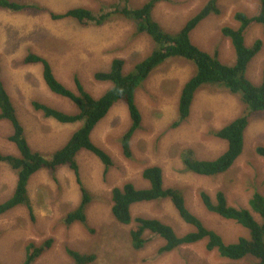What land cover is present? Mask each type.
Returning a JSON list of instances; mask_svg holds the SVG:
<instances>
[{
	"label": "rangeland",
	"instance_id": "obj_1",
	"mask_svg": "<svg viewBox=\"0 0 264 264\" xmlns=\"http://www.w3.org/2000/svg\"><path fill=\"white\" fill-rule=\"evenodd\" d=\"M33 1L48 10L64 12L73 7H85L94 13L117 0H13ZM137 7L145 0H129ZM207 0H169L159 2L152 17L168 32L177 31ZM220 13L201 21L190 33L191 41L200 49L217 53L224 63L233 61L229 40L221 33L225 25L236 27V11L255 13L257 0H216ZM104 9V10H105ZM262 42L259 53L247 67V77L259 83L264 68V26L255 25L246 35V43ZM154 47L153 41L137 31L135 22L116 18L100 26H82L72 18L53 20L48 12H12L0 9V79L6 88L24 135L31 148L52 153L60 148L81 126V121L59 123L35 110L32 102H39L67 114L77 113L72 101L52 93L41 77L39 64L23 65L21 59L32 51L45 57L56 78L67 88L75 90L77 76L85 90L93 97L100 96L109 83L94 79L97 71H108L111 60H124V72ZM192 64L179 58L163 61L137 88L136 104L142 116L141 128L131 140L133 159H126L119 138L129 125V117L122 103L115 104L92 132V141L104 149L112 165L104 173L100 160L86 150L75 155L83 186L93 197L86 210L87 226L66 225L64 216L77 206L79 186L72 171L62 167L57 180L45 169L34 173L27 184L32 212L18 206L0 215V264H21L26 245L40 244L51 238L49 249L33 264H72L66 253L71 248L93 253L91 264H221L226 260L216 251L208 252L205 240L182 245L169 253L159 254L163 240L153 236L145 246L135 251L129 240L132 226L118 223L111 215V190L126 182L147 187L141 172L147 166L162 169L166 187L180 189L186 206L209 229L215 230L224 242H235L248 232L235 221L207 211L200 200L206 192L212 202L218 190L224 192L230 206L249 208L252 191L264 195V158L255 154L256 146H264V111L253 114L244 134L242 154L225 173L215 177L195 174L185 169L181 153L191 150L193 157L212 159L225 149V142L211 132L240 115L242 105L227 91L204 87L196 92L189 117L178 127L169 128L176 118V105L184 81L192 74ZM259 81V82H258ZM12 127L0 120V154H17L8 140ZM263 141V142H261ZM263 143V145H262ZM257 160V161H255ZM16 181L15 172L6 162H0V202L11 194ZM257 221L260 216L251 211ZM133 217L157 218L172 226L179 236L191 231L168 200L135 204ZM89 228L92 232H89ZM148 234V233H147ZM149 237V236H148ZM241 262H245L242 260Z\"/></svg>",
	"mask_w": 264,
	"mask_h": 264
},
{
	"label": "trees",
	"instance_id": "obj_2",
	"mask_svg": "<svg viewBox=\"0 0 264 264\" xmlns=\"http://www.w3.org/2000/svg\"><path fill=\"white\" fill-rule=\"evenodd\" d=\"M166 1L169 0H145L137 7H132L129 0H117L107 9L104 7L100 12L94 13L81 6L69 8L64 12H54L33 1L20 3L13 0H0V9L12 12L28 11L33 14L48 12L53 20L72 18L82 26H100L116 18H126L135 22L137 31L146 34L154 44L153 49L134 63L127 72H124V60L120 57L111 60L108 71L95 72L93 76L95 80L110 84L98 97L90 95L75 75L73 77L75 90L67 88L56 78L50 62L45 57L32 51L26 53L20 61L21 64H39L41 77L46 87L52 93L72 101L77 108V113L67 114L36 101L32 102L33 108L40 111L44 117L59 123L81 121V126L70 135L66 142L50 154L31 148L24 135L23 126L16 116L10 96L0 79V120L10 123L12 133L8 140L13 143L17 151V154H0V162H6L16 175L11 194L0 202V215L18 206H25L31 213L32 207L27 194L29 178L37 171L45 169L54 180H57V171L67 167L73 172L79 186L80 199L77 206L64 216V223L87 226L86 210L93 197L82 184L75 155L80 150L92 153L100 160L106 173L112 165V159L104 149L92 141L91 135L110 109L115 104L122 103L128 113L129 125L121 134L119 142L123 156L128 160L133 159L131 140L142 124L135 92L141 82L169 58H179L193 66L192 74L184 81L180 89L176 105L177 116L169 128L178 127L189 117L194 96L204 87L223 89L230 95L236 96L242 105L240 115L210 132L215 138L225 142V149L212 159H198L193 157L191 150H186L181 153L185 169L198 175L215 177L227 172L233 166L243 152L244 134L250 118L253 114L264 111V68L259 83L251 81L246 74L249 63L261 50L262 42L255 39L251 44H247L245 41L250 28L255 25L264 26V0H257L253 14L236 11L233 15L234 21L238 23L236 27L225 25L221 28L222 35L229 40L234 53L231 63L222 62L217 53L210 54L200 49L190 39V33L201 21L220 13L216 0H207L174 32L163 29L152 17L155 5ZM254 152L264 158V146H256ZM141 176L147 182V187L138 188L133 183L126 182L111 190V215L120 224H132L129 229V240L135 251L141 250L153 236L163 240L162 246L158 249L159 254L169 253L182 245L205 240V248L208 252L216 251L226 260L221 264H264L263 194L257 190L252 191L248 199L250 208L248 209L230 206L221 190L216 192L215 202H212L206 192H200V200L207 211L235 221L247 230V236H240L235 242L227 243L220 234L207 228L200 218L189 210L180 189L164 185L162 169L159 166L145 167ZM159 200H168L180 219L192 228L191 231L179 236L171 225L157 218L132 216L133 205ZM251 211L260 216V222L254 218ZM89 232H92L91 228ZM51 243V238L40 244L29 242L25 247V257L21 264H33L49 249ZM66 253L72 259V264H91L96 258L93 253H83L71 248H66ZM242 260L245 262H241Z\"/></svg>",
	"mask_w": 264,
	"mask_h": 264
},
{
	"label": "bare ground",
	"instance_id": "obj_3",
	"mask_svg": "<svg viewBox=\"0 0 264 264\" xmlns=\"http://www.w3.org/2000/svg\"><path fill=\"white\" fill-rule=\"evenodd\" d=\"M261 142H263V141H261ZM262 145H263V143H262ZM263 147V146H262ZM255 161H257V160H255ZM214 205H215V203H214Z\"/></svg>",
	"mask_w": 264,
	"mask_h": 264
}]
</instances>
